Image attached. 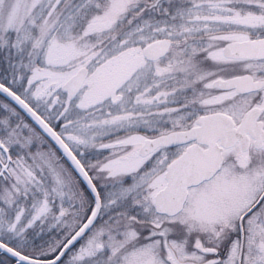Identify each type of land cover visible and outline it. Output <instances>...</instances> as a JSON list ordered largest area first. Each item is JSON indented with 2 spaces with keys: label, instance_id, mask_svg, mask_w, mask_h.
Returning <instances> with one entry per match:
<instances>
[{
  "label": "snow or ice",
  "instance_id": "snow-or-ice-1",
  "mask_svg": "<svg viewBox=\"0 0 264 264\" xmlns=\"http://www.w3.org/2000/svg\"><path fill=\"white\" fill-rule=\"evenodd\" d=\"M0 264H264V0H0Z\"/></svg>",
  "mask_w": 264,
  "mask_h": 264
},
{
  "label": "trees",
  "instance_id": "trees-1",
  "mask_svg": "<svg viewBox=\"0 0 264 264\" xmlns=\"http://www.w3.org/2000/svg\"><path fill=\"white\" fill-rule=\"evenodd\" d=\"M0 99H3V98L0 96Z\"/></svg>",
  "mask_w": 264,
  "mask_h": 264
},
{
  "label": "water",
  "instance_id": "water-1",
  "mask_svg": "<svg viewBox=\"0 0 264 264\" xmlns=\"http://www.w3.org/2000/svg\"><path fill=\"white\" fill-rule=\"evenodd\" d=\"M2 97V96H1ZM3 98V97H2Z\"/></svg>",
  "mask_w": 264,
  "mask_h": 264
}]
</instances>
